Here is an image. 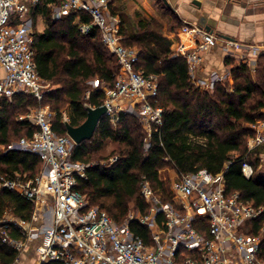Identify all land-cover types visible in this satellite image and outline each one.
<instances>
[{
	"label": "built area",
	"instance_id": "obj_1",
	"mask_svg": "<svg viewBox=\"0 0 264 264\" xmlns=\"http://www.w3.org/2000/svg\"><path fill=\"white\" fill-rule=\"evenodd\" d=\"M41 2L0 0V100L18 94H31L39 101L44 97L45 81L40 76L33 46V11ZM72 11L90 15V24L79 22L80 31L87 34L94 27L99 28L102 43L120 65L114 84L110 86L95 78L86 99L92 92L102 91L105 118L114 126L122 114L137 117L148 151L153 131L163 123L164 109L158 105L159 76L136 68L140 50L123 43V20L113 11L111 0H61L54 8V18ZM184 30L196 35V44L190 48L183 45L175 52L186 59L193 82L201 89L213 90L217 83L232 80L229 70L224 74L214 70L206 81L199 77L205 52L219 44V38L189 25ZM222 47L230 55H237L252 71L264 53L262 44L229 39L222 40ZM55 114L46 105L21 116L38 130L33 137H22L5 148L35 153L43 162L33 179L21 174L0 177V190L17 192L35 204L29 221L9 213L0 218L2 240L20 254L36 241L40 264L52 260L63 264H264L262 237L247 229L251 221L263 214L264 207L246 201L240 193H230L223 172L213 174L203 168L183 173L173 167L175 177L169 200H164L143 178L141 193L149 204V212L131 210L123 223L116 222L100 206L91 205L78 187L82 179L88 178L87 169L94 163L73 158L78 144L68 134H57L53 126ZM63 118L69 122L66 113ZM252 131L249 152L264 147V120L254 122ZM118 159L119 155L112 157L111 163ZM242 170L247 178L254 175V168L247 161ZM134 220L149 229L148 242L132 230L130 223ZM12 224L20 228L23 239L10 236ZM260 233L264 234V224Z\"/></svg>",
	"mask_w": 264,
	"mask_h": 264
},
{
	"label": "trees",
	"instance_id": "obj_2",
	"mask_svg": "<svg viewBox=\"0 0 264 264\" xmlns=\"http://www.w3.org/2000/svg\"><path fill=\"white\" fill-rule=\"evenodd\" d=\"M60 2L42 0L33 11L35 19L42 15L46 23L43 31L34 34L36 63L41 78L53 88L46 90L41 101L31 94L0 100V177L21 174L33 179L42 168L43 162L35 153L5 151L12 141L33 137L38 130L31 121L20 119V116L33 106L49 105L56 113L55 131L65 136L64 113L69 123L80 126L87 119L89 104L96 107L103 104L104 95L99 90L86 99L90 82L99 78L111 86L116 80L120 65L117 57L102 43L100 29L94 27L87 34L80 31L79 22L90 24V15L72 11L56 19L54 8ZM136 17L141 30L128 33L123 21V43L140 49L136 68L159 76L158 105L164 109L163 123L153 131L151 146L146 151L145 133L137 117L122 114L117 126L104 117L93 138L75 148V160L94 163L87 169L88 178L82 179L78 188L86 194L91 205L100 206L116 222L123 223L132 203L142 214L149 212V204L141 193L143 178L164 195V200H169L168 186L159 173L161 168L171 165L183 173L205 168L213 174L223 172L230 193H240L246 201L264 207V178L256 175L261 158L249 152L247 146L253 135L250 124L264 120V53L258 59L254 75L247 64L239 62L235 56H228L227 63L233 65L232 83L226 80L217 83L213 91L202 90L193 82L184 56L171 49L164 34L151 28L152 24H158L156 19L140 18V13ZM173 18L177 28L186 25L178 17ZM108 141L117 144V150L106 156L103 150ZM116 153L119 159L108 162ZM246 161L254 168L251 178L242 170ZM34 210L35 204L19 193L0 190V218L9 213L29 221ZM263 224L264 212L251 221L247 229L258 235ZM130 225L136 234L149 241L150 232L146 226L137 220ZM9 233L12 238H24L14 224ZM262 251L264 253V235ZM19 256L20 253L0 235V264H14ZM41 264L63 263L52 260Z\"/></svg>",
	"mask_w": 264,
	"mask_h": 264
},
{
	"label": "crops",
	"instance_id": "obj_3",
	"mask_svg": "<svg viewBox=\"0 0 264 264\" xmlns=\"http://www.w3.org/2000/svg\"><path fill=\"white\" fill-rule=\"evenodd\" d=\"M138 7L136 14L145 15V10L152 8L171 20L176 16L186 25L204 29L219 38V44L208 48L204 54V62L198 73L204 81L209 79L210 72L214 70L222 74L227 73V70L231 72L233 65L227 63L231 55L222 47L223 39L264 45V0H162V3H158V0H141ZM184 26L176 28V31L164 27V35L173 51L181 50L183 45L190 48L196 44V35L184 30ZM233 56L238 58L237 55ZM31 243L34 247L29 246L14 264H40L37 242Z\"/></svg>",
	"mask_w": 264,
	"mask_h": 264
},
{
	"label": "rangeland",
	"instance_id": "obj_4",
	"mask_svg": "<svg viewBox=\"0 0 264 264\" xmlns=\"http://www.w3.org/2000/svg\"><path fill=\"white\" fill-rule=\"evenodd\" d=\"M111 2H112L113 10L116 13H118L119 15H121L122 20L125 21V24H126V28H127L128 33L134 34L136 32H140L141 29L137 25L138 19L136 17V10L139 9L138 4L141 2V0H111ZM149 10L151 11V13H149L150 12ZM149 10L148 11L145 10V15L142 13L140 18H149L147 16H157V18H156L155 21H157L158 24L157 25L152 24V27L151 28L153 30L164 34L165 33L164 27H167L168 29H170L171 26H175V28L173 30L176 31V28L177 27H176V25H174V21H173L174 18L171 20L170 18L166 17L164 14L160 15L161 14L160 11H154V10H152V8H149ZM162 13H164V12H162ZM152 14H155V15H152ZM158 16H160L161 18L158 17ZM39 17H40V19H38ZM35 22H36V24H35V32L36 31H43L45 29L46 23H45V20L42 17V15H38L36 17V19H35ZM133 46H136V45H133ZM250 71L254 75V72L255 71H252V70H250ZM229 81L232 83V80H229ZM44 87H45V90H50V89L53 88L51 86H48L46 83H44ZM202 90H207V89L204 88ZM213 90H209V91H213ZM35 108H37V106L31 107L29 109V111H31L32 109H35ZM24 115H26V113ZM19 118H21V116ZM252 125L253 124H250V128L251 129H252ZM142 129H143V127H142ZM143 131H144V129H143ZM247 146H249V140L247 142ZM116 148H117V144H115V143H113L111 141H108L106 143V146H105L103 152H104V154L106 156H108L109 154H111L113 152V150H117ZM253 153L254 154H259L260 155V158H261V156L263 157V159L261 160V164H260V166H259V168L257 170L256 175L262 176L264 178V147L258 148ZM116 154L119 155L118 153H116ZM112 157H114V155H111L110 156V159L108 160V162L111 163V158ZM102 162L105 164L107 161L104 160ZM159 173H160L161 178L165 181L166 186H168L167 198L170 199L171 196H172V194H171V183H172L173 177H175L174 168L171 165H167V166H164L163 168H161V170L159 171ZM157 194H161L162 198L165 199L164 198V195L162 193L157 192ZM134 209H136V208L134 207V204L132 203L131 204V210H134ZM249 229L250 228H248V230ZM263 235L264 234H261V233L258 234V236H260V237H262ZM31 244L32 243H30V248L31 247H34V245H31Z\"/></svg>",
	"mask_w": 264,
	"mask_h": 264
},
{
	"label": "water",
	"instance_id": "obj_5",
	"mask_svg": "<svg viewBox=\"0 0 264 264\" xmlns=\"http://www.w3.org/2000/svg\"><path fill=\"white\" fill-rule=\"evenodd\" d=\"M106 106H97L88 108L87 119L80 125L74 126L66 123L67 134L77 143L81 144L86 140L93 138L100 121L105 117Z\"/></svg>",
	"mask_w": 264,
	"mask_h": 264
}]
</instances>
